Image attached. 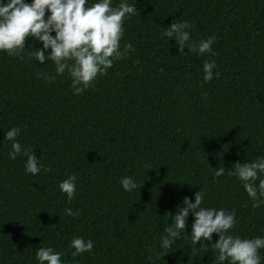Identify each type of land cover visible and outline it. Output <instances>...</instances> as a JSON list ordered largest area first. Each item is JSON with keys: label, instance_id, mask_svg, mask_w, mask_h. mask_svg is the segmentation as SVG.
I'll list each match as a JSON object with an SVG mask.
<instances>
[{"label": "trees", "instance_id": "trees-1", "mask_svg": "<svg viewBox=\"0 0 264 264\" xmlns=\"http://www.w3.org/2000/svg\"><path fill=\"white\" fill-rule=\"evenodd\" d=\"M127 3L139 14L124 21L120 43L135 51L81 95L52 61L29 57L41 42L26 39L23 59L0 52V264H39L41 247L63 253L62 264H216L208 241L191 243V213L181 238L167 252L160 246L184 198L194 203L202 189V207L235 209L230 234L264 237V204L253 209L227 171L212 179L213 168L264 156V0ZM174 19L193 25V41L215 36V56L179 53L174 38H162ZM206 60L220 74L208 83ZM40 72L55 82L37 78ZM13 127L22 129V148H33L50 172L25 174L27 157L9 158L5 133ZM72 174L69 202L58 185ZM128 176L139 185L132 192L120 184ZM73 237L91 239L92 252L73 257ZM218 239L214 233L211 243ZM259 254L264 264V249Z\"/></svg>", "mask_w": 264, "mask_h": 264}, {"label": "clouds", "instance_id": "clouds-1", "mask_svg": "<svg viewBox=\"0 0 264 264\" xmlns=\"http://www.w3.org/2000/svg\"><path fill=\"white\" fill-rule=\"evenodd\" d=\"M137 14L139 13L134 4L130 5L127 0H121L115 6L113 0H99L90 5L87 0H32L31 4L25 0H7L6 3H0V52L23 59L26 39L41 42L43 48L29 53V57L41 64L46 60L52 61L57 75L67 72L71 78L73 94L78 96L94 87L98 76L107 75L115 61L126 59L130 51H135L130 43L125 44L122 49L120 42L125 31L124 21ZM192 27L187 20L174 19L161 33V37L168 40L174 38L179 53H184L187 48L189 52L199 55L215 56L212 46L217 38L209 36L199 42L193 41L190 32ZM48 49L51 52L46 55ZM215 68V60L204 62L205 83L211 82L214 75L219 78L220 74L213 71ZM37 78H43L48 83L56 80L55 75L45 72L38 73ZM203 95L206 96L207 93ZM21 131L22 129L13 127L5 133V142H11L12 148L9 158L15 160L21 154L27 157L25 174L35 176L42 169L45 173L50 172L51 168L41 164V158L37 159L33 148H22L17 140ZM145 167L151 169V164H145ZM226 171L229 176L242 182L248 197L253 201V209L264 204V156L251 162H236L230 170L223 165L213 168V182ZM76 183L77 176L72 174L58 185L69 202L76 196ZM120 184L126 192L139 188L130 176L122 178ZM204 196L202 189L195 193L194 203L189 197L184 198L183 206L178 207L176 214L171 216L172 223L163 230L161 248L167 252L181 238L191 213L194 220L191 225V243L193 246L199 243L200 247H204V242L208 241L217 252L216 264H261L259 250L264 249V237L248 239L230 234L237 223L235 209L202 207ZM64 211L67 216L72 217L80 214L78 209L74 212L71 208H66ZM214 233L219 239L211 243ZM70 248L74 249L72 256L76 257L86 252L91 253L94 243L91 239L73 237ZM62 255L52 247H41L36 251V260L39 264H62Z\"/></svg>", "mask_w": 264, "mask_h": 264}]
</instances>
